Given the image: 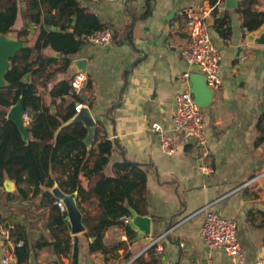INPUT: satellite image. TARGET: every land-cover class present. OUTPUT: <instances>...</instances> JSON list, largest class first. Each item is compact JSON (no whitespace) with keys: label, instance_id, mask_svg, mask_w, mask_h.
I'll use <instances>...</instances> for the list:
<instances>
[{"label":"crops","instance_id":"1","mask_svg":"<svg viewBox=\"0 0 264 264\" xmlns=\"http://www.w3.org/2000/svg\"><path fill=\"white\" fill-rule=\"evenodd\" d=\"M81 3L113 31L111 44L104 47L84 42L67 69L47 68L41 75L27 79L42 85L39 92L44 93L45 84L69 79L77 71L85 72L87 85L78 96L84 100L82 106L88 107L103 138L114 143L113 160L124 156L142 163L146 169V206L142 216L149 218V233L143 235L131 227L134 235L129 238L122 227L113 226L103 242L118 248L105 255L100 249L88 250L82 232L72 234L69 224L72 242L77 235V264H258L264 252V177L242 185L264 172V142L256 144V123L264 109V46L249 42L251 31L242 24L244 14L236 7L224 6L214 9L208 20L209 34L220 52V85L208 87L209 102L200 107L206 139L202 146L193 137L170 130L173 97L183 88L180 75L188 70L202 74L167 45H186L187 19L183 11L196 3L211 6L208 0H148L150 12L145 17L142 15L147 10L146 0ZM238 6L242 10H264L255 0H238ZM22 22L18 18L14 28L19 29ZM47 28L57 30L53 26ZM27 29L30 39L35 26L28 24ZM6 36L9 40L15 38ZM51 51L47 47L42 53L56 57ZM49 71L51 77L46 76ZM195 80L193 84L190 78V90L194 85L201 86ZM154 122L171 136L172 154L163 150L151 130ZM200 160L210 166V172L198 168ZM4 182L9 183V190L0 186V225L7 221L15 237L24 234L28 241L51 237L48 209L41 206L42 193L47 188L40 186L36 195L31 192L22 198L6 171ZM9 194L13 196L9 198ZM209 203L210 211L237 221L240 250L235 258L223 250L209 249L200 236L199 215L194 213ZM82 208L89 214L98 211L94 198L83 202ZM1 254L0 237V257ZM136 258L140 259L138 263ZM71 262V254H56L51 247H42L31 250L20 264Z\"/></svg>","mask_w":264,"mask_h":264},{"label":"trees","instance_id":"2","mask_svg":"<svg viewBox=\"0 0 264 264\" xmlns=\"http://www.w3.org/2000/svg\"><path fill=\"white\" fill-rule=\"evenodd\" d=\"M216 1L208 0L211 5ZM146 6L142 17L150 12L148 0ZM235 10L244 14L242 24L248 31L264 22V10H242L239 6ZM18 18L23 22L16 29L14 24ZM28 24L35 26L30 39ZM104 26L81 0H0V33L14 36L23 44L10 57L11 65L4 75L6 83L0 86V186L3 185V170L14 181L16 193L22 198H27L31 192L36 195L40 186H45L41 206L48 209L47 226L51 236L28 241L24 234L17 232L18 239L23 241L18 253L20 263L28 258L31 250L51 247L56 254H71V264H77V235L72 242L67 212L60 211L58 199L51 192L54 184L64 193H75L85 228L81 234L88 241L90 251L100 249L107 255L117 249L103 242L108 229L122 227L131 238L134 230L123 217L130 215L132 210L145 214L148 177L143 164L124 156L113 160L114 143L103 138L98 125L95 138L87 147L83 142L84 125L67 123L76 113V103H84L72 89V76L52 85L45 84L44 93L39 92L34 80L27 79V76L41 75L47 68L67 69L72 56L84 44L81 34ZM47 47L59 56L43 54ZM51 75L49 71L46 76ZM262 90L264 94V78ZM19 98L24 111L30 115L25 122L26 139L15 122L7 118L8 110ZM256 128L259 132L256 144H259L264 142V109L258 116ZM93 198L98 206L97 213H85L82 203ZM139 260L136 258V263Z\"/></svg>","mask_w":264,"mask_h":264},{"label":"built area","instance_id":"3","mask_svg":"<svg viewBox=\"0 0 264 264\" xmlns=\"http://www.w3.org/2000/svg\"><path fill=\"white\" fill-rule=\"evenodd\" d=\"M223 9V2L215 5L191 4L183 11L186 17V36L187 43L184 47H179L173 43H168V47L186 60L189 66L195 67L204 77L205 83L209 88H216L220 85L218 67L220 52L216 48L208 31V20L213 17V10ZM85 43L96 46H109L113 39V31L109 27L83 33L80 36ZM192 71L188 70L180 75L183 88L173 97L170 130L179 132L186 137H193L199 145H205L206 139L203 132V114L201 108L195 101L190 90V76ZM87 85L85 72L77 71L71 77V86L78 95L83 92ZM81 103L75 105L78 111ZM29 113L24 112V123L29 120ZM160 141L163 150L172 154V138L167 130L158 122L151 124ZM169 130V129H168ZM198 168L208 173L211 171L209 165L199 162ZM264 177V172L245 182L243 186L251 182L259 181ZM57 204L61 212H65V205L58 199ZM211 203L203 205L194 214L199 215L200 236L204 244L209 249H220L235 258L239 255V243L237 238V221L233 218H226L218 211H210ZM130 215L125 216L128 222ZM0 237L2 239V254L0 264H20L18 253L23 246V241L16 238L12 233V226L3 221L0 225ZM130 263V262H129ZM127 263V264H129ZM258 264H264V252L258 260Z\"/></svg>","mask_w":264,"mask_h":264},{"label":"water","instance_id":"4","mask_svg":"<svg viewBox=\"0 0 264 264\" xmlns=\"http://www.w3.org/2000/svg\"><path fill=\"white\" fill-rule=\"evenodd\" d=\"M225 8H235L238 6V0H225L224 1ZM249 42L255 45L264 46V22L255 30H252L248 36ZM23 44L19 42L16 38L13 40L7 39L5 34L0 33V86L4 85L5 79L4 75L6 71L10 68V57L14 54V52L19 49ZM51 49V48H50ZM52 50V49H51ZM53 55L56 57L59 56L58 52L51 51ZM193 79L192 83L196 84L195 78H197L202 84L198 87L194 85L191 89V92L195 98L196 103L199 107H204L208 104L211 91L205 83L204 77L202 75L192 74L190 76ZM79 104V103H76ZM24 107L21 101V98L17 100V102L10 107L7 113V118L15 122L22 136L26 139L27 132L25 130V123L23 119ZM70 122H81L86 128V135L83 139L84 144L89 147L94 138L96 131V123L93 119L89 109L87 106H82L78 111H76L75 115L70 118L67 123ZM6 170H3V172ZM15 184V183H13ZM6 190H9V183H3ZM52 193L55 198L61 200L66 208V220L70 224V230L72 234H77L83 232L85 230L84 225L82 223V214L77 207L75 201V193H64L61 191L57 185L52 188ZM129 219V226L139 230L143 235L149 233V218L146 216H142L137 214L135 211H131ZM93 240V238H91Z\"/></svg>","mask_w":264,"mask_h":264},{"label":"rangeland","instance_id":"5","mask_svg":"<svg viewBox=\"0 0 264 264\" xmlns=\"http://www.w3.org/2000/svg\"><path fill=\"white\" fill-rule=\"evenodd\" d=\"M255 2H256L258 7H264V0H255ZM182 8H184V7H182ZM37 89L41 91L42 90V85L37 84Z\"/></svg>","mask_w":264,"mask_h":264}]
</instances>
